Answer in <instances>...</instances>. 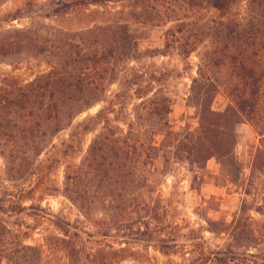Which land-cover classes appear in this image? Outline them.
I'll use <instances>...</instances> for the list:
<instances>
[{"label": "trees", "instance_id": "16d2710c", "mask_svg": "<svg viewBox=\"0 0 264 264\" xmlns=\"http://www.w3.org/2000/svg\"><path fill=\"white\" fill-rule=\"evenodd\" d=\"M63 1H50L43 17L58 18L60 7L66 6ZM116 1L125 0H84L79 4ZM185 3H205L217 17L202 23L196 37L187 35L186 23H176L165 31L159 49L144 48L130 26L119 22L66 30L33 21L30 27L13 28L0 36V56L29 54L43 59L46 66L30 80L8 76L1 81L0 154L10 166L8 171L15 169L18 153H29L31 143L41 150L50 139L73 129L65 144L68 154L80 145L83 135L94 134L80 163L67 164L64 194L87 219L100 224L105 238L111 226L98 221L87 206L104 185L125 189L132 179L134 183H148L161 153L166 162L171 156L193 169L204 170L210 159L222 160L233 153L236 126L244 121L264 136L257 117L261 89L252 80L256 73L248 57V51L264 46V0ZM20 14L18 11L13 18H22ZM201 44H206L202 52ZM197 51V76L192 79L188 98V106L196 111L197 126L187 123L176 131L169 121L173 100L167 91L168 74L144 61L169 52L189 60ZM221 71L230 72L231 79L219 82L215 76ZM220 92L229 102L223 111H215ZM98 105L103 107L94 116L74 124ZM109 196L113 205L120 194L113 189ZM146 204L151 212L158 208ZM126 216L122 215L121 221L137 220ZM55 224L59 235L49 246L62 249L72 264L122 261L124 249L114 250L103 241H93L91 234L84 239V231L70 222ZM90 242L97 247L89 246ZM161 242V250L171 248L165 240ZM43 254L38 246L0 242V264H42Z\"/></svg>", "mask_w": 264, "mask_h": 264}, {"label": "rangeland", "instance_id": "374dc122", "mask_svg": "<svg viewBox=\"0 0 264 264\" xmlns=\"http://www.w3.org/2000/svg\"><path fill=\"white\" fill-rule=\"evenodd\" d=\"M50 1L0 0V36L13 28L30 27L33 21L66 30L119 22L130 26L144 48L159 49L165 31L176 23H186L187 35L196 37L202 23L217 17L207 4L189 6L185 0H125L101 5L64 0L66 6L60 7L58 18H45ZM238 9L243 12L242 6ZM18 11L22 18H13ZM205 45L199 46L201 52ZM199 52L189 60L169 52L144 61L168 74L167 91L173 100L169 121L176 131L187 123L197 126L196 111L188 106V98L192 79L197 76ZM248 57L256 73L252 80L261 89L257 117L264 129V46L248 51ZM45 68L43 59L29 54L0 56V84L8 76L30 80ZM215 77L225 83L232 76L221 71ZM224 95L217 94L215 111H223L228 104ZM102 107L83 113L74 124L94 116ZM72 130L50 139L41 150L29 144L28 154L18 153L13 171H8L10 166L0 154V242L42 248V264H72L62 249L49 246L59 235L55 223L61 221L84 231V239L91 234L93 241L124 249L120 264H264V136L250 122L236 126L233 153L222 160L210 159L204 170L171 156L166 162L161 153L157 172L154 170L148 183L132 179L125 189L104 185L87 206L98 221L111 226L108 238L102 235L100 224L87 219L64 194L67 164L80 163L94 136L83 135L80 145L67 154L65 144ZM113 189L120 197L110 205ZM148 202L158 208L151 212ZM139 208L142 211L136 213ZM124 214L126 219L137 220L121 221ZM162 240L171 248L161 250ZM93 244L97 247L93 242L89 246Z\"/></svg>", "mask_w": 264, "mask_h": 264}]
</instances>
